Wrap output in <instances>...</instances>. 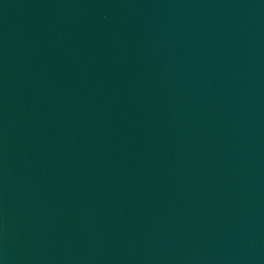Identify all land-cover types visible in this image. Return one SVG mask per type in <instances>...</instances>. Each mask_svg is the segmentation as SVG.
I'll return each instance as SVG.
<instances>
[{
	"label": "water",
	"instance_id": "95a60500",
	"mask_svg": "<svg viewBox=\"0 0 264 264\" xmlns=\"http://www.w3.org/2000/svg\"><path fill=\"white\" fill-rule=\"evenodd\" d=\"M0 264H264V0H0Z\"/></svg>",
	"mask_w": 264,
	"mask_h": 264
}]
</instances>
